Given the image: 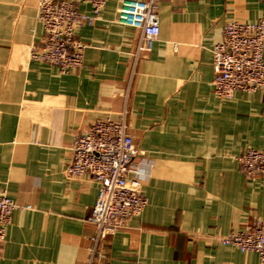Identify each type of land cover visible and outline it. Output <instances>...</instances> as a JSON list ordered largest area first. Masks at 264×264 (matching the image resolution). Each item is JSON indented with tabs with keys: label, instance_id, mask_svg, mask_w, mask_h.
Listing matches in <instances>:
<instances>
[{
	"label": "crops",
	"instance_id": "1",
	"mask_svg": "<svg viewBox=\"0 0 264 264\" xmlns=\"http://www.w3.org/2000/svg\"><path fill=\"white\" fill-rule=\"evenodd\" d=\"M38 0H0V179L12 212L0 264H87L99 184L71 175L72 142L125 109L148 203L100 240L92 264H261L215 236L264 221V176L237 156L264 149V92L222 99L213 47L231 20L264 16V0H163L160 34L132 70L139 30L109 0L78 37L83 64L69 74L31 58L44 39ZM80 8L89 12V5Z\"/></svg>",
	"mask_w": 264,
	"mask_h": 264
},
{
	"label": "built area",
	"instance_id": "2",
	"mask_svg": "<svg viewBox=\"0 0 264 264\" xmlns=\"http://www.w3.org/2000/svg\"><path fill=\"white\" fill-rule=\"evenodd\" d=\"M109 0H38L37 19L44 39L31 49V58L69 74L81 67L87 44L78 37L85 25L93 26L102 17ZM163 0H120L117 21L139 30L132 52V70L140 58L153 49L160 34L159 7ZM89 5V12L80 8ZM215 94L229 99L237 91L264 92V16L255 21L231 20L225 24L223 39L213 49ZM124 109L119 119L110 115L95 120L72 142L68 172L91 174L99 184L98 197L90 216L95 227L93 247L87 264H92L101 239L127 226L147 206L143 180L146 171L135 164L138 149L128 131ZM248 177L264 176V149L248 147L237 156ZM22 206L11 199L0 179V249L6 238L12 212ZM216 242L231 244L242 252L253 251L264 264V221L246 224L239 231L215 236Z\"/></svg>",
	"mask_w": 264,
	"mask_h": 264
}]
</instances>
